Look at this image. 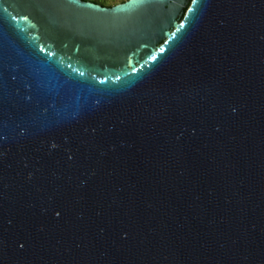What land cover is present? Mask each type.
<instances>
[{"label": "water", "instance_id": "1", "mask_svg": "<svg viewBox=\"0 0 264 264\" xmlns=\"http://www.w3.org/2000/svg\"><path fill=\"white\" fill-rule=\"evenodd\" d=\"M0 264H264V0H0Z\"/></svg>", "mask_w": 264, "mask_h": 264}, {"label": "rangeland", "instance_id": "2", "mask_svg": "<svg viewBox=\"0 0 264 264\" xmlns=\"http://www.w3.org/2000/svg\"><path fill=\"white\" fill-rule=\"evenodd\" d=\"M104 6H112L125 0H100Z\"/></svg>", "mask_w": 264, "mask_h": 264}, {"label": "trees", "instance_id": "3", "mask_svg": "<svg viewBox=\"0 0 264 264\" xmlns=\"http://www.w3.org/2000/svg\"><path fill=\"white\" fill-rule=\"evenodd\" d=\"M85 1H92V2H95V3L103 4L100 0H85Z\"/></svg>", "mask_w": 264, "mask_h": 264}]
</instances>
